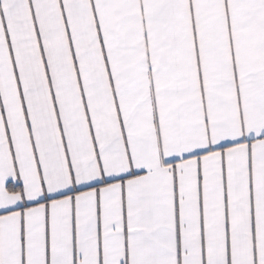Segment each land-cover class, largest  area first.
I'll use <instances>...</instances> for the list:
<instances>
[{
  "label": "snow or ice",
  "instance_id": "snow-or-ice-1",
  "mask_svg": "<svg viewBox=\"0 0 264 264\" xmlns=\"http://www.w3.org/2000/svg\"><path fill=\"white\" fill-rule=\"evenodd\" d=\"M0 264H264V0H0Z\"/></svg>",
  "mask_w": 264,
  "mask_h": 264
}]
</instances>
